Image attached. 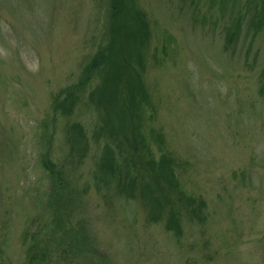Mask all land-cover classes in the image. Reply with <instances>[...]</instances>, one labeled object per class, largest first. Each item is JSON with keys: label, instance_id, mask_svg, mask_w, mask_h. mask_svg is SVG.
Wrapping results in <instances>:
<instances>
[{"label": "rangeland", "instance_id": "obj_1", "mask_svg": "<svg viewBox=\"0 0 264 264\" xmlns=\"http://www.w3.org/2000/svg\"><path fill=\"white\" fill-rule=\"evenodd\" d=\"M246 1L136 0L150 31L140 129L204 202L203 219L176 202V234L145 204L142 151L101 129L106 111L88 98L100 77L71 113L53 109L107 42V0H0V264H264V27L247 31Z\"/></svg>", "mask_w": 264, "mask_h": 264}, {"label": "trees", "instance_id": "obj_2", "mask_svg": "<svg viewBox=\"0 0 264 264\" xmlns=\"http://www.w3.org/2000/svg\"><path fill=\"white\" fill-rule=\"evenodd\" d=\"M107 5L109 24L106 44L100 46L90 57L79 82L65 87L55 96L53 109L55 112L61 109L64 114L71 113L75 105L83 101L85 87L92 75L97 74L100 82L89 92L88 98L106 111L101 129L107 132L111 140L121 134L133 151H142L138 154L139 166L141 165L140 168L143 170L142 178L146 179L142 183L141 194L151 218L156 219L167 211L166 229L179 234L181 228L177 214H180V210L176 208V202L180 209L197 219H203L204 202L196 201L181 190L174 172L173 159L162 153L161 149L159 156H155L153 144L145 142L144 133L140 129L143 125L141 105L149 102V95L145 91L142 79V72L145 69L144 54L150 37L148 19L145 12L136 4V0H107ZM245 6L248 8L250 6L252 10L247 31L253 28L256 34L264 27V0H247ZM241 25L242 21L239 18L235 19L232 29L227 34V43L240 34ZM152 130V139L157 143L162 142L161 135ZM68 131L71 133L73 145L84 137L82 126L77 122L70 123ZM121 145L122 142L118 147ZM108 149L109 153L106 152L98 165L105 175L115 172V156L113 150ZM132 159L136 158L132 157L129 161L133 166H137L138 160ZM42 164L53 175L54 164L46 157L42 159ZM128 180L126 189L133 191L135 178ZM37 255L38 253L32 254L31 257L35 258Z\"/></svg>", "mask_w": 264, "mask_h": 264}]
</instances>
